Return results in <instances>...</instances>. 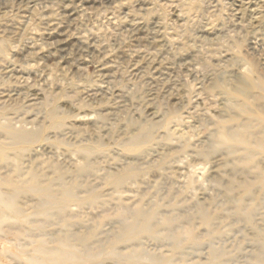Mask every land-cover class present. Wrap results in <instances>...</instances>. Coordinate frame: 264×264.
Instances as JSON below:
<instances>
[{
    "label": "rangeland",
    "instance_id": "obj_1",
    "mask_svg": "<svg viewBox=\"0 0 264 264\" xmlns=\"http://www.w3.org/2000/svg\"><path fill=\"white\" fill-rule=\"evenodd\" d=\"M238 8L0 0V264H264V9Z\"/></svg>",
    "mask_w": 264,
    "mask_h": 264
},
{
    "label": "bare ground",
    "instance_id": "obj_2",
    "mask_svg": "<svg viewBox=\"0 0 264 264\" xmlns=\"http://www.w3.org/2000/svg\"><path fill=\"white\" fill-rule=\"evenodd\" d=\"M238 11L239 12H247V13H249L250 15H256V14H258V13H260L263 9H264V0H238ZM73 10H70V9H68V10H66V13H67V15L69 16V15H72L73 14V12H72ZM73 17V16H72ZM65 28V27H64ZM68 28V27H67ZM55 31V30H54ZM55 33V36L57 37H55L56 39H57V41H55L56 43H54V44H56L57 45V47L58 46H65L66 45V43H65V40L62 38V35H63V33H64V29L63 28H58V30L56 31V32H54ZM53 38V37H52ZM73 43V42H72ZM56 45H54V47L56 46ZM62 47V48H63ZM51 48V47H50ZM77 49V48H76ZM51 50H53V49H51ZM57 50H58V48H57ZM43 54V53H42ZM47 54V53H46ZM45 54V55H46ZM49 55H51V52H49L48 53ZM53 54H54V52H53ZM92 56V55H91ZM39 66V65H38ZM37 75V74H36ZM246 130V129H245ZM246 132V131H245ZM6 134L7 135H9L11 138H13V139H15V140H22V141H26V142H28V141H30V139H33V137H34V134L33 133H31L30 131H24V130H14V129H12V128H9L8 130H6ZM38 134V133H37ZM6 135V136H7ZM36 135V134H35ZM236 135V134H235ZM4 137V136H3ZM7 138H9V137H7ZM3 139V138H2ZM10 139V138H9ZM4 140H6L5 138H4ZM33 142V141H32ZM246 142V141H245ZM13 144V143H12ZM15 144H17V143H15ZM14 144V145H15ZM1 150H2V148H1V146H0V152H1ZM17 163V162H16ZM58 167V166H57ZM21 170V169H20ZM20 170H19V168L17 169V172H18V174L20 173ZM39 177H41L40 175H38V173H36L34 170H32L31 172H30V175H29V179L30 180H32L30 183H31V185H34L35 186V183H36V181H38V180H40L39 179ZM21 180V179H20ZM20 182V181H19ZM34 182V183H33ZM40 182V181H39ZM11 183H14V180L13 181H11ZM32 187V186H31ZM36 187H38V185H36ZM46 192V191H45ZM47 193V192H46ZM47 196V195H46ZM1 198V197H0ZM12 198H14V197H12ZM4 199V198H3ZM7 202V206H9V207H12V205H13V199L11 200V198L8 200V201H6ZM3 204V203H2ZM6 207V206H5ZM22 208V207H21ZM246 218L247 219H250V213H247L246 214ZM141 228H142V226H141ZM99 241V240H98ZM87 244H86V242H85V240H82V244H81V246L84 248V246H86ZM88 246V245H87ZM85 249H87V248H85ZM50 250V249H49ZM38 251H39V254H41V255H43V256H45L47 253V249H46V251L45 250H43V248H39L38 249ZM51 251H52V249H51ZM58 251V250H57ZM37 252V251H36ZM55 252V251H54ZM46 253V254H45ZM45 254V255H44ZM53 256H54V254H53ZM71 257H68V261L69 260H71L70 259ZM29 262V261H28ZM30 264H61V262H59L57 259H55L54 257L53 258H51V259H48V258H43V257H40V256H38V257H34V258H31L30 259ZM62 264H64V263H62Z\"/></svg>",
    "mask_w": 264,
    "mask_h": 264
}]
</instances>
